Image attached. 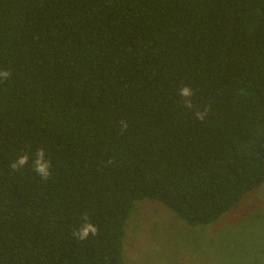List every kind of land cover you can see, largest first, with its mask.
Here are the masks:
<instances>
[{
  "label": "trees",
  "instance_id": "1",
  "mask_svg": "<svg viewBox=\"0 0 264 264\" xmlns=\"http://www.w3.org/2000/svg\"><path fill=\"white\" fill-rule=\"evenodd\" d=\"M0 70V264H123L135 200L205 225L264 182V0H0Z\"/></svg>",
  "mask_w": 264,
  "mask_h": 264
},
{
  "label": "rangeland",
  "instance_id": "2",
  "mask_svg": "<svg viewBox=\"0 0 264 264\" xmlns=\"http://www.w3.org/2000/svg\"><path fill=\"white\" fill-rule=\"evenodd\" d=\"M123 264H264V182L216 221L188 225L159 201L133 202Z\"/></svg>",
  "mask_w": 264,
  "mask_h": 264
},
{
  "label": "clouds",
  "instance_id": "3",
  "mask_svg": "<svg viewBox=\"0 0 264 264\" xmlns=\"http://www.w3.org/2000/svg\"><path fill=\"white\" fill-rule=\"evenodd\" d=\"M10 76V72L8 70H0V78L8 79ZM193 89L189 85H185L180 89V95L184 97V105L186 107H192V97H193ZM207 114V109L203 112L197 111L196 115L199 119L203 120ZM122 123V131L127 128V124ZM29 156L28 154H20L17 156L16 160H14L11 164V168L15 170H19L28 164ZM33 169L37 175H39L43 180H47L51 175V162L46 158V152L43 147L37 150L35 155V160L33 164ZM98 232V227L91 221L86 223H82L77 230L73 232V235L78 240H86L89 238V235L95 236Z\"/></svg>",
  "mask_w": 264,
  "mask_h": 264
}]
</instances>
